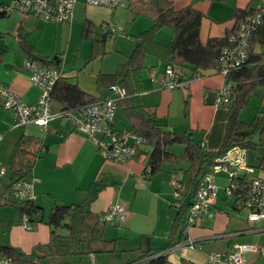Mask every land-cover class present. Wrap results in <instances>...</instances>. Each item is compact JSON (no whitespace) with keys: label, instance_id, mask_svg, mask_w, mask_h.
<instances>
[{"label":"crops","instance_id":"1","mask_svg":"<svg viewBox=\"0 0 264 264\" xmlns=\"http://www.w3.org/2000/svg\"><path fill=\"white\" fill-rule=\"evenodd\" d=\"M11 1L0 0V3L6 4ZM173 1L178 8L192 4L203 13L201 38L204 42L209 37L224 36L227 31H233L236 19L231 15L235 9L247 6L258 8L264 4V0ZM131 12L126 7L111 10L105 6L87 4L86 0H78L72 22L43 21L33 15H23L17 11L7 14L6 17L0 18L2 33L0 52H3L0 59V84L9 87L28 104L38 102L41 89L33 83L31 71L24 67L25 59L30 56L21 46V40L26 39L33 45L37 55L53 59L66 53L64 75L77 80L84 91L96 98L107 95L108 85H102V90L99 89V74L115 72L133 51H123L115 47L122 51L120 55L122 57L117 60L116 69L106 70L105 57L99 56L110 50H106L105 46L119 33H109L104 46H99L100 53L91 60H89L92 55L91 39L75 47L73 39L79 32L82 33L87 20L93 23L92 35L97 36L100 33L101 36L105 30L103 28L111 29L112 25H119L123 17H126L127 22L139 18ZM134 37L131 39H134L137 45L139 36ZM157 40L164 43L158 38ZM85 45H88L87 52L84 50ZM79 55H85L82 66L77 64ZM71 60L74 64L70 62ZM144 65L142 74L145 89L140 95L143 105L153 112L158 123L173 132H184L188 129L205 149L217 150L224 140L227 124L228 104L223 103L220 98L221 89L227 84V77L217 69L211 68L204 70L201 76L192 79L185 87L169 90L162 87L166 73L165 61H159L156 56L148 53ZM256 95L263 98V104L255 107L254 116L257 111H264V95ZM58 108H61V105L57 103L56 109ZM120 112L125 116L127 123L120 122ZM15 124V112L0 104V134L3 136L0 139V213L7 210V217L0 215V250L4 244L13 245L32 255L37 264H41L37 262V258L45 255L46 262L50 258L57 262L56 256L70 257L67 264H73L74 258L71 257L75 256L81 257L76 259L75 264H128L132 261H140L136 264H150L142 262L141 255L148 250L166 248L178 208L171 204L173 179L185 184L183 203H190L194 196L195 189L191 192L187 185L189 173L186 171L188 173L186 178L179 172V169L187 167L188 163L185 166H176V163L166 160L160 172L148 177L145 170L153 145L147 142L140 147L135 158L127 163H119L106 159L93 140L77 129L72 122L56 119L47 128L33 122L22 127ZM115 126L118 129H132L120 106ZM22 137L27 139V144H31L34 150L45 148L37 157L28 155L30 171L26 176L35 178L34 200L42 206L45 218L56 204L83 201L91 192H97L90 206L97 214L104 216L112 206L124 204L127 210L124 217L117 216L106 226L108 236L117 241L116 252L60 256L49 247L51 240L49 225L40 222L29 229L22 224L21 216L17 214L13 204L14 198L10 194L12 172L9 164L11 153ZM173 153L182 155L184 151L181 154ZM238 156L244 158L246 168L230 166L229 161L232 162V159L235 161ZM262 158L264 136L257 150L241 148L230 150L224 158L228 163L223 166L238 175L251 176L250 168L256 169ZM231 199L227 195L222 200L218 197L213 208V217L204 216L196 225L186 229L187 239L167 252L173 264H208L211 252L234 251L241 244L253 246L252 251L243 254L246 263L264 264V219L249 222L235 209L234 201L231 203ZM188 239L195 241V248L187 245ZM83 248L86 249V246ZM37 250L40 254L34 255ZM59 260L61 262L62 259Z\"/></svg>","mask_w":264,"mask_h":264},{"label":"trees","instance_id":"2","mask_svg":"<svg viewBox=\"0 0 264 264\" xmlns=\"http://www.w3.org/2000/svg\"><path fill=\"white\" fill-rule=\"evenodd\" d=\"M3 5L0 3V18L7 16ZM126 8L136 15L150 16L153 24L141 33L138 44L126 62L120 64L113 73L99 74V89L102 90V85L105 84L109 87L118 84L127 89L129 96L121 99L119 106L128 118L132 130L142 133L147 143L153 145L145 170L148 177L160 172L166 160H177L178 155L168 149L171 144L180 142L185 145L182 157L188 163L187 185L192 192L196 190L203 176L211 171L212 166L226 163L224 158L230 150L234 148L257 150L262 143L264 112L257 111L249 122L242 120L240 113L249 105L254 95H264V13L262 21L251 35L248 58L241 67L234 69L226 76L231 95L227 106L224 140L217 150L205 149L200 141L195 140L192 131L188 132V129L184 132L166 130L158 123L153 112L143 105L140 92L145 89L142 74L145 68V56L150 53L159 61H165L166 65H175L182 70V75L188 78L202 75L204 70L211 68L219 71L218 59L223 50L229 46L230 34L249 17L259 13L262 7L247 6L235 9L231 15L236 19L233 31H227L224 36L209 37L206 42L201 38L203 13L192 4L178 8L173 0H130ZM165 26H171L174 29V37L170 44H164L156 37V32ZM92 29L93 23L87 20L83 26L82 35L92 41V55L89 60L100 53L99 46L103 47L108 34L112 33L110 28H103L105 30L101 36L100 33L93 36ZM21 46L29 53V58L39 60L43 64L60 67L59 56L50 59L37 55L33 45L26 39L21 40ZM2 56L3 52H0V59ZM52 97L56 103L61 105V108H78L96 99L94 95L84 91L77 80L65 76L64 72L53 86ZM31 147V144H27V139L22 137L17 141L11 153L9 160L12 172L11 195L14 184L21 179H27L26 176L30 171L28 155L37 157L41 151L45 150L44 147L38 150ZM257 168L264 171V158L261 159ZM232 176L238 179L255 178L247 174L238 175L236 172H233ZM185 190L184 184V194ZM96 196L97 192H91L83 201L56 204L46 218L42 206L38 205L35 200L19 201L14 198L13 204L17 214L21 216V221L27 216L32 226L40 222L49 225L51 229L49 247L60 256L114 253L117 251V241L110 238L106 232L108 221L103 215L90 209ZM189 204L183 203L177 208L166 248L145 251L140 257L142 262L173 264L167 252L187 239L186 216ZM84 246L86 249L83 248ZM0 254L1 258L7 260L5 264H35L36 262L32 255L9 244L1 246ZM46 258V255L40 256L37 262L47 264ZM139 262L132 261L128 264Z\"/></svg>","mask_w":264,"mask_h":264},{"label":"built area","instance_id":"3","mask_svg":"<svg viewBox=\"0 0 264 264\" xmlns=\"http://www.w3.org/2000/svg\"><path fill=\"white\" fill-rule=\"evenodd\" d=\"M87 4L105 6L111 10L126 7L130 0H86ZM78 0H12L3 5L7 14L17 11L23 15H33L43 21L72 22ZM259 13L249 17L235 31L230 34L229 46H227L218 59L219 71L227 76L231 71L242 66L249 55V44L251 35L263 19L264 4ZM111 31L118 34L122 31L119 25H112ZM66 53L59 55L60 67L43 64L34 58H27L24 67L31 71L33 83L41 89V96L37 103L28 104L24 102L9 87L0 84V104L16 114L17 127L28 123H36L44 128L49 127L51 122L62 119L72 122L77 129L87 135L97 145L99 151L106 159L127 163L137 156L140 147L147 142L146 137L132 129H118L115 126V118L119 101L129 93L121 85L113 84L109 87L107 95H101L95 100L78 108H54L52 89L56 81L63 75V64ZM201 75H197L199 77ZM194 78L182 75V70L175 65H166V73L162 87L172 90L177 87H185ZM231 95L230 85L222 87L220 98L225 104L229 103ZM3 136L0 134V139ZM229 161L230 166L245 167L244 158L238 156ZM226 163H228L226 161ZM221 166V164H218ZM220 168V167H218ZM5 170L3 169V172ZM233 174V172H232ZM35 178L21 179L17 181L12 189V195L17 200H34ZM173 201L172 204L180 207L183 204L184 183L178 179L172 181ZM220 187L215 182L212 174L207 172L197 186L187 212L186 229L196 225L204 217H213ZM226 195L234 199L233 206L237 211L248 209L247 219L249 222H258L264 219V179L247 178L238 179L231 175L230 183L225 187ZM127 210L124 204L112 206L104 213V219L108 222L117 216L124 217ZM22 224L31 229L32 225L25 216ZM187 245L195 248L196 243L192 239L187 240ZM253 246L241 244L234 251H213L209 254L208 264H248L243 254L252 251ZM7 260L1 258V264Z\"/></svg>","mask_w":264,"mask_h":264},{"label":"rangeland","instance_id":"4","mask_svg":"<svg viewBox=\"0 0 264 264\" xmlns=\"http://www.w3.org/2000/svg\"><path fill=\"white\" fill-rule=\"evenodd\" d=\"M120 9H125V7H120ZM137 16L139 18H137L136 20L131 21V22L125 21L126 17H123V21H119V27L122 28V31L117 35L116 38L112 37L111 40L105 46L106 50H109V49L110 50L106 51L105 53H103L102 55L99 56V57H102V56L105 57V67L104 68L106 70H113L114 68L116 69L117 66H118L117 65L118 61L117 60H119L120 57H122V56H120L122 54V51H120L119 49H115V47L121 48L123 51L132 52L133 49H134V46L136 45L135 44L136 41L134 42L133 41L134 39H131V38H135L134 37L135 35L140 36L142 30L150 27L151 24L153 23L152 18L150 16H148V15L140 14V15H137ZM125 32H127V33H125ZM156 37L159 40L163 41L164 43L169 44L173 40L174 29L171 26H165V27L159 29L156 32ZM88 40H90V39L84 38L82 33L79 32V35H76L74 37V39H73V45L75 47L79 43H81V44L84 43L85 44V41H88ZM87 46L88 45H85V49H84L85 52H87ZM74 47L72 48V50H74ZM84 56L85 55H82V56L79 55V60L77 62L78 65H81V66L84 65V62H85V57ZM70 62H72V64H74L73 60H71ZM177 88H179V87H177ZM174 89H176V88H174ZM262 99L263 98H260V97H257V95L256 96L254 95L251 98L249 105L241 111L240 118H242L244 120H251L253 118V116H254L255 107H259L260 104H263V100ZM56 106H57V103L55 102L54 103V108H56ZM263 112L264 111H262V113ZM119 120H120V122H125L126 121V123H127V120H126L125 116L121 112H120ZM168 149L171 152H175V153L181 154V153H183V151L185 149V145L183 143L176 142V143L171 144L168 147ZM174 161H167V162H171L173 164L176 163V166H181V165L185 166L186 163H187L184 160V158L182 157V155H178L177 160L175 162ZM218 167H220V168H218ZM186 168L187 167L185 166V167H183V169H179V172L181 173L182 177H186L187 174L189 173ZM250 170H252L249 173L251 176L254 175V176H258V177L264 179V171L263 170L258 169V168H256V169H251L250 168ZM210 173L212 174V176H213L215 182L217 183V185L221 188L218 197H219V200L220 199L222 200L226 196L225 187L230 183L232 171H231V169L227 168L226 166L214 165V166H212ZM188 179H189V176H188ZM188 179H187V181H188ZM184 180H186V179H184ZM232 200L234 201V199L233 198L231 199V203H232ZM239 213L244 218L245 217L247 218L248 209H242L241 211H239ZM0 215L1 216L4 215L5 217H7V210H2ZM35 254H40V253L37 250L34 253V255ZM53 256H55V254ZM56 257H57V262L53 258H50L49 260H47L48 261L47 264H59V263L67 264L68 259H70V257H63V258L62 257L59 258L58 256H56ZM71 258H74L73 259V261H74L73 264H75L76 263V259H80L81 257L77 258L75 256V257H71ZM59 259H62L61 262H60ZM35 264H37V263H35Z\"/></svg>","mask_w":264,"mask_h":264}]
</instances>
